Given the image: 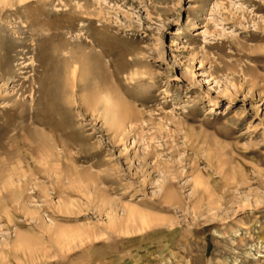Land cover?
<instances>
[{"label":"rangeland","instance_id":"rangeland-1","mask_svg":"<svg viewBox=\"0 0 264 264\" xmlns=\"http://www.w3.org/2000/svg\"><path fill=\"white\" fill-rule=\"evenodd\" d=\"M0 264H264V0H0Z\"/></svg>","mask_w":264,"mask_h":264},{"label":"bare ground","instance_id":"bare-ground-1","mask_svg":"<svg viewBox=\"0 0 264 264\" xmlns=\"http://www.w3.org/2000/svg\"><path fill=\"white\" fill-rule=\"evenodd\" d=\"M62 29V28H61ZM56 32V31H55ZM55 35V34H54ZM57 35V34H56ZM55 35V36H56ZM54 36V37H55ZM54 39V38H53ZM65 46V45H64ZM63 49V48H62ZM65 50V49H64ZM67 50V49H66ZM59 51H60V49H59ZM62 51V50H61ZM60 51V52H61ZM64 54H65V52H64ZM69 54V53H68ZM67 54V55H68ZM76 55V54H75ZM35 56V55H34ZM74 56V55H73ZM70 57V56H69ZM65 58V57H64ZM68 58V57H67ZM83 58H85L84 56H83ZM82 59V58H81ZM40 60V59H39ZM68 60H69V58H68ZM31 61V60H30ZM41 61V60H40ZM69 61H71V60H69ZM68 61V62H69ZM73 61V63L74 62H77V61H74V60H72ZM45 62H47V61H45ZM70 63V62H69ZM31 64V63H30ZM54 64V63H53ZM72 64V63H71ZM77 64H78V62H77ZM40 65V64H39ZM68 65V64H67ZM47 66H49V65H47ZM51 66V65H50ZM43 67V66H42ZM73 68H74V66H72ZM71 67V68H72ZM41 68V67H40ZM46 68V67H45ZM70 68V69H71ZM42 69H44V68H42ZM51 70V69H50ZM72 71V70H71ZM74 71H75V69H74ZM74 71H72L73 73H74ZM48 72V71H47ZM47 72H44V73H47ZM71 72V73H72ZM43 73V74H44ZM75 74V73H74ZM73 74V75H74ZM45 75V74H44ZM54 75V74H53ZM70 75H72V74H70ZM72 75V76H73ZM54 76H56V75H54ZM54 76H51V77H54ZM50 77V78H51ZM44 78V77H43ZM55 78V77H54ZM52 80V79H51ZM40 81V80H39ZM39 81H36V82H39ZM45 81H46V79H45ZM54 81H55V79H54ZM42 82H44V81H42ZM50 83V82H49ZM43 89H44V87L45 86H41ZM47 87V86H46ZM40 88V87H39ZM38 88V89H39ZM54 88V87H53ZM48 90V89H47ZM55 90V89H54ZM53 90V91H54ZM41 91V90H40ZM44 91H45V89H44ZM51 92V91H50ZM42 93V92H41ZM43 94H44V92H43ZM53 94V93H52ZM45 95V94H44ZM47 95V94H46ZM45 95V99H49V97L48 96H46ZM50 95H51V93H50ZM43 96V95H42ZM48 97V98H47ZM50 100H53V99H51V97H50ZM47 107V106H46ZM49 109H51V108H49ZM105 113H107V112H105ZM112 116V115H111ZM109 117V116H108ZM58 129V128H57ZM69 138V137H68ZM57 140V139H56ZM48 143V142H47ZM55 143V142H54ZM53 166V165H52ZM60 167V166H59ZM58 169H60V168H58ZM49 170H51L50 169V167H49ZM53 170V169H52ZM51 172V171H50ZM53 173V172H52ZM53 176H55V175H53ZM58 176V175H57ZM63 177V176H62ZM63 179V178H62ZM20 198V197H19ZM23 200V199H22ZM24 202V201H23ZM124 214V216L122 217V218H120V219H117L116 221L114 220V221H111L110 222V224L108 225V226H110L111 228H114V227H116V225L117 224H126V225H133L134 224V221H135V219L137 218L138 220H139V223H141V224H143L144 225V222H145V220L144 219H142L141 218V216L139 215L138 216V214L136 215V213L135 212H133V211H131V210H125V212L123 213ZM140 224V225H141ZM110 228V229H111ZM117 228V227H116ZM107 229H108V227H107ZM119 229V228H118ZM57 229H54V231L53 232H56L55 233V242H56V244L58 245V247H61V248H63V247H66V246H68L67 245V243H70V242H72V241H74V242H79V241H81V240H83V239H88L87 237H88V231H83V230H75L74 232H68L67 234H63V233H57V231H56ZM127 231V230H126ZM120 232H122V231H120ZM123 233V232H122ZM128 233V232H127ZM126 235V234H125ZM124 235V236H125ZM19 240H17V242H18ZM59 242L62 244V246H59Z\"/></svg>","mask_w":264,"mask_h":264}]
</instances>
